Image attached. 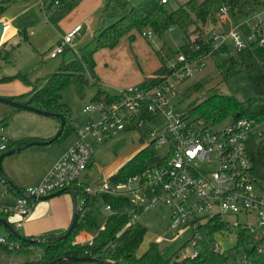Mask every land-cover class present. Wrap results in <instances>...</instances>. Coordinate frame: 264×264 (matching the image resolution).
<instances>
[{"label":"built area","instance_id":"1","mask_svg":"<svg viewBox=\"0 0 264 264\" xmlns=\"http://www.w3.org/2000/svg\"><path fill=\"white\" fill-rule=\"evenodd\" d=\"M215 15L216 23H212L209 32L211 51L208 54L188 59L180 53L177 63L171 65V73L160 84L129 86L120 90V100L112 105L95 102L84 107L85 112L100 110L99 119L77 130L76 142L65 150L39 183L22 190L13 205L0 206V209L19 215L16 229L22 226L41 197L63 190L75 191L80 209L84 195L105 192L131 199L132 222L139 218L135 208L146 210L157 202L166 204L170 209L171 227H181L180 233L192 230L189 241L194 252L188 256L198 255V225L219 216L229 228L217 235L227 234L234 238L236 249L244 236L232 229L241 228L252 236L254 251L264 257V183L252 172L248 146L259 124L254 119L242 117L210 125L204 119L178 110L174 103L181 84L202 71L208 59L213 58L214 51L224 47L222 56H226L253 44L264 45V19L257 12L235 20L230 6L222 4ZM81 30V24L69 30L48 55L56 57L64 53ZM142 34L151 37L153 31ZM146 125L149 139L145 138L144 147L164 146L162 157L156 151L148 157L146 168L126 181L113 183L107 178L100 186H93L83 180L84 172L92 163L95 145L129 128L141 131ZM4 130L1 125L0 151L5 150L9 142ZM156 156L159 157L157 161H149ZM105 210L115 212L110 204H106ZM95 235L79 234L73 243L92 244ZM0 245L13 251L22 248L20 241L1 233ZM246 246L241 242L240 253L234 254L238 264L250 263ZM214 249L223 253L220 241L216 240Z\"/></svg>","mask_w":264,"mask_h":264},{"label":"trees","instance_id":"2","mask_svg":"<svg viewBox=\"0 0 264 264\" xmlns=\"http://www.w3.org/2000/svg\"><path fill=\"white\" fill-rule=\"evenodd\" d=\"M17 1L19 0H2L0 3V15L3 14L8 6ZM170 1L144 0L139 4L129 5L126 0H106L103 17L105 19L111 18L114 22L110 25H104L99 30L95 37L97 48L114 47L124 35H128L130 40H133V30L141 31L145 28H150L157 34L163 35L173 27H178L187 33L191 26L196 25V28L192 31L195 35L194 38H190L189 34L188 40L180 47L178 52H175L168 45L157 51L160 66L145 77L142 87H152L160 84L172 71L171 65H168V60L174 57L177 58L180 53H184L190 59L208 54L211 51L209 32L205 31L197 23L206 24L208 20L211 23H216L215 14L220 5H229L235 20H240L256 13L264 5V0H188L176 8H170L168 3ZM75 4L76 2L67 3L65 0H41V6L46 12H51L56 6L69 9ZM1 48L0 55L4 52V57H8L10 51L6 48ZM225 50L223 47L213 52L214 60L217 57L221 59L218 62L216 61L217 71L221 79L218 85L210 90L212 94L204 98L195 99L185 109H177L185 111L191 116L204 119L210 125L242 117L254 119L257 124L264 123V45L253 44L237 54L222 56ZM85 69L84 59L77 57L70 62L62 63L56 72L48 75L45 78L46 81L43 87H34L26 94L9 98L42 110L62 114L66 120L65 126L62 133L52 141L62 142L78 130L74 125L72 109L67 103L62 101V91L69 84L75 83L80 86L88 84V80L85 77ZM240 72H246L255 91L254 96L246 100H239L231 92L223 91V86L228 87L229 79ZM14 78H20L24 82L31 84L20 73L5 77L4 80ZM96 82L99 83V80H96ZM202 86L203 82L196 83L191 89L198 90ZM120 98L119 94L111 95L107 93L99 84L93 100L102 102L105 105H112L118 102ZM3 121L0 122V125L4 124ZM253 134L249 139L248 145L253 166L252 172L257 179L264 182V133L261 134L259 140H256ZM141 139L142 142H145L144 136ZM33 140L32 137H23L9 141L7 148L0 151V157L5 152L30 143ZM156 151L157 148L154 145L143 147L123 164L109 180L113 183L126 181L129 177L142 172L146 168L148 157ZM0 173H2L1 170ZM5 184L8 191L14 192L18 196L22 194L10 183V180H5ZM105 204H110L115 212L107 217L103 228L98 229L93 243L83 245L73 243L75 237L85 228L97 226L93 215L94 210ZM133 207L131 199L127 196H116L105 192L95 195H84V203L81 205L78 219L71 232L65 238H60V235L63 234L61 233L50 234L41 237L39 240L30 241V239L36 238L25 235L17 237L8 230V237L20 241L22 248L13 251L0 245V249L9 254L17 255L31 252L32 250H27L30 246L41 248L44 251L40 262L27 264H46L57 258H62L57 264H70L75 261L68 259V256L99 258V261H94L98 264H238L234 255L232 256L230 252L221 253L214 249L217 234L229 228L222 223L219 216L210 218L198 225L197 256H184L181 258V250H179L174 256L164 258L157 242H152L146 252L138 256L137 251L144 241L147 228L138 220L132 222L129 209ZM135 210L138 213L143 211L138 208H135ZM10 214L8 210L0 209V219L8 220V215ZM12 226L16 229L14 224ZM232 230L240 233V236H244L238 241V247H236L238 250L236 252L240 253L239 245L241 242L247 244L245 249L249 264H264V257L256 253L252 248V236L241 228ZM188 244H190V241ZM187 245L183 247L185 248Z\"/></svg>","mask_w":264,"mask_h":264},{"label":"rangeland","instance_id":"3","mask_svg":"<svg viewBox=\"0 0 264 264\" xmlns=\"http://www.w3.org/2000/svg\"><path fill=\"white\" fill-rule=\"evenodd\" d=\"M1 1V0H0ZM67 3L76 2V4L69 9L56 6L55 13L66 15L75 7L79 6L83 0H65ZM129 5H136L144 0H126ZM188 0H171L170 8H176L180 4ZM201 1V0H198ZM25 2L14 4L15 6L7 7L3 14H18L13 20V25L20 26L23 34L13 37L4 45L3 48L10 51L8 57H4L5 53L0 55V93L1 89L7 87H14L16 83H22L19 79L4 80L5 77L13 76L15 74L24 75L31 84L27 85L29 91L34 87L41 88L45 84V78L56 72L62 63L70 62L77 57L83 58L85 61V77L88 84H69L62 91V101L67 103L72 109L74 125L85 124L87 122L97 121L100 117L98 109L94 111H84V107L88 104H93L99 84L107 93L114 95L120 89L129 86H140L144 84L146 75L152 73L159 68V58L157 51L163 46H170L175 52H178L180 47L190 38H194V29L196 25L190 27L187 33L178 27H173L163 35H159L150 28L143 30H133L134 39L130 40L128 35L121 37L119 43L114 47H96V40L94 35L97 28H102L103 23L110 25L114 22L111 18H103V8L94 13V25H88L86 20L81 24L84 26V31L80 33L73 42V45L67 47L65 54H59L58 57L52 58L48 56L49 50L57 45L56 42L58 27L61 18L51 16V22L46 23L45 14L42 12L39 4L34 5L29 11L19 14L23 10ZM83 4V3H82ZM80 5L77 9L81 8ZM106 6V4H105ZM53 9V10H54ZM76 11V10H75ZM49 14V13H48ZM257 14L264 19V5H262ZM213 21V20H211ZM49 22V21H48ZM214 22V21H213ZM54 23V24H53ZM215 23V22H214ZM98 24V25H97ZM29 25V26H28ZM204 28L205 31L210 32L212 23L210 20L206 24L202 22L197 23ZM27 26V27H26ZM31 26H34L32 28ZM60 26V25H59ZM96 26V28H94ZM60 28V27H59ZM27 29L28 39H25L24 32ZM34 31L32 34L31 31ZM153 31L150 37H144L143 32ZM99 32V31H98ZM98 34V33H97ZM26 35V36H27ZM56 42V43H55ZM8 44V45H7ZM2 48H0L1 52ZM218 57L216 60L209 58L207 66L201 74H195L193 78L184 81L181 88H178V95L174 98L175 106L178 109L187 108L195 99L204 98L211 95L212 88L218 85L221 77L217 71L216 61H220ZM177 63V58L168 60V65ZM96 80L101 81L97 83ZM203 82V86L198 90H192L191 87L196 83ZM223 91L231 92L239 100H246L254 96L255 91L249 80L246 72H240L229 79L228 87L223 86ZM2 96V95H0ZM16 110L15 106L0 101V120L7 121L10 129H17L26 126L44 128L47 123L44 121H54V118L43 114L21 110L20 113H28L33 115V118H14L12 115ZM25 115V114H23ZM25 117V116H23ZM11 118V119H10ZM21 119V120H20ZM1 126V125H0ZM8 126V125H7ZM148 126L139 131L132 128L119 132L117 135L109 138L107 142L100 146H95L93 149V166L88 171V177L93 186H100L102 182L112 174H114V167L117 162V170L127 161L128 156L136 154L138 150L144 147L142 142V135L149 139L146 134ZM6 131V133H7ZM58 132V131H57ZM5 133V131H4ZM254 138L259 140L261 134L264 133V123L259 124L253 131ZM70 139L75 138V133H72ZM68 137V138H69ZM164 146L157 148V152L161 157L165 154ZM159 159L158 156L149 158V161L155 162ZM264 183V182H263ZM264 185V184H263ZM106 205L97 207L94 210V218L97 222L95 227H87L84 231L96 234L99 228L105 224L107 217L112 213L110 210H105ZM229 218V216H226ZM139 222L146 226L147 233L144 241L137 251V255L141 256L146 252L152 242H157L159 249L164 258L174 256L176 252L181 250V258L191 255L194 252V247L189 242L192 237V230H182L171 227L170 209L163 202H157L155 206L144 210L139 215ZM8 231V230H7ZM6 232L5 228L0 225V233ZM225 234V233H223ZM216 240L221 242L223 253L230 252L232 256L235 254L236 240L231 236L217 235ZM184 245H187L185 248ZM32 250L23 254H9L0 249V263L1 264H27L31 262H40L44 251L41 248H28ZM70 264H98L94 261H72Z\"/></svg>","mask_w":264,"mask_h":264},{"label":"crops","instance_id":"4","mask_svg":"<svg viewBox=\"0 0 264 264\" xmlns=\"http://www.w3.org/2000/svg\"><path fill=\"white\" fill-rule=\"evenodd\" d=\"M1 1H0V3H1ZM22 1L25 2V4H24L25 6H24L23 10L19 12V14L27 12L34 5L39 4L42 12L45 14V16H44L45 20L47 19L46 23L51 22L50 20H51L52 15L54 16V18H57V16H58V18L59 17L61 18L59 20V21H61L59 24L60 26L56 25V24L54 25V27L55 26L58 27L56 42H58L69 30L74 28L76 25L81 24L85 20H86V23H88V25H90V26H91V24L94 25V22H96L94 20V16H93L94 13L96 11L100 10V8L105 7V4H106V0H83L81 2V4L83 3L84 5L82 4L83 6L81 8L77 9L78 7H80V5H81L80 4L79 6H77V8L75 7V9H73L69 13H66V15H63V14L59 15V14L55 13V9L52 10L51 12H46L45 10H43V8L41 6V0H19L17 2H14L13 4H11L9 7L15 6L14 4H17V3L22 2ZM6 12H8V11H5V13ZM5 13L0 15V22H3L4 26H5L3 34H2L0 48H1V44L4 45L7 42L9 44L10 39L20 35L21 33L23 34V31L20 29V26H18L19 24H17V25L12 24L14 21L13 19L18 14L16 13V14L12 15V14H5ZM81 25H82V30L80 31V33L82 34V32L84 31L85 28H84L83 24H81ZM104 25H106V24L103 23L102 27ZM31 27L34 28V26H31ZM94 28H96V26ZM100 29L97 28V32L94 35V37H96V35ZM31 32H32V34H34L33 30ZM26 35H27V29L24 32L23 38L26 37L25 39H28V35L27 36ZM74 39L72 41V45H73ZM52 49H53V47L49 51H51ZM66 50L62 54H65ZM56 57H58V55ZM56 57H52V58H56ZM159 66H160V64H159ZM203 70L198 72L197 74H201L203 72ZM150 74H148V75H150ZM15 79L17 80L19 78H15ZM15 79H13V80H15ZM20 80L22 83H16V85L14 87H7L3 90L1 89L2 93H0V95L6 96V97H14V96L23 95V94L30 92L31 90L29 91V88L27 86L29 84L24 82L22 79H20ZM99 83H101V81H99ZM182 86L183 85H181L180 88ZM120 90H119V92H120ZM119 92L117 94H119ZM117 94H114V95H117ZM22 100H25V99H22ZM21 110H23V109H16L14 111V114L11 116L12 119L11 118L10 119L15 120L14 118H17V117H19V118H33L32 117L33 115H29L28 113L27 114L26 113H20ZM25 111H29V110H25ZM23 114H25V115H23ZM100 114H101V112H100ZM23 116H25V117H23ZM51 118H54L55 120L54 121H44L43 119H41L43 122L47 123V127L44 126V128H41V127L36 128V127H30V126L25 127L24 126V127H22V129L17 128V129H11L10 131H7L8 128L10 129V125L8 124V122L3 121V119H5V118L1 119L0 122L1 121L4 122V124H3L4 129H5L4 131H5V134L7 135L8 141H10V142L14 141L16 139H19V138H23V137H32L34 140H49L50 138H53L56 135L57 131L60 128V124H61V120L59 118H55V117H51ZM87 123H89V122H87ZM85 124L79 125V126H77V128L79 129L80 127H82ZM6 131H7V133H6ZM77 138L78 137H77V132H76L75 138H73V139H70V137H69L62 142H52V143H47V144H31L30 146L21 148L20 150H17L15 152H13L12 154L6 155L2 160V173H0V206L6 207V206L13 205L16 202V199L18 197V195H16L14 192L8 191L7 186L5 184L6 179H4L3 174L6 177H8V179L10 181H12L21 190H24L29 185L39 183L43 179L45 174L59 160V158L62 156V154L65 152V150L76 142ZM105 143H103V144H105ZM103 144H101V145H103ZM95 146H100V145H95ZM134 155L135 154H133L132 156L131 155L128 156L127 161L131 157H133ZM93 163H94V160L92 159L91 165L84 172V174L82 176L83 180L87 183H91L89 180V177H88V171L92 168ZM113 171H114V174L117 173V171H118L117 170V162H116V166L114 167ZM114 174H112V175H114ZM111 176H109L107 178L109 179ZM78 207H79V203L77 202V204H76L72 191L65 190L62 192L54 193L48 199L37 200L34 208L30 212V214L23 221L22 226H20L16 230L21 235H25V236L31 237V238H40V237H45V236L50 235V234L64 233L70 227ZM142 210L144 211V209H142ZM140 214L141 213H139V215ZM18 220H19L18 214L11 213L10 215H8L7 221H9L11 224L15 225V223ZM138 221H139V218H138ZM0 225H2V224H0ZM103 226H102V228H103ZM3 228H5L6 232H3L1 234L8 235L9 234L7 231L8 229L4 226H3ZM79 234H83L85 236V235L92 234V233H88V232L83 230Z\"/></svg>","mask_w":264,"mask_h":264},{"label":"water","instance_id":"5","mask_svg":"<svg viewBox=\"0 0 264 264\" xmlns=\"http://www.w3.org/2000/svg\"><path fill=\"white\" fill-rule=\"evenodd\" d=\"M4 27H5L4 23L0 22V43H1L3 31H4ZM0 101L8 103V104H10L12 106H15L17 109L29 110V111H32V112H35V113L46 115V116L59 118L61 120L60 128H59L58 132L56 133V135L53 138H51L49 140H34V141L30 142V143H27L25 145L16 147V148H14L12 150H9V151L5 152L4 154H2L1 157H0V170L2 171V159L6 155L12 154L13 152H15L17 150H20L21 148L30 146L31 144H47V143H51L55 138H57L62 133V130H63L64 126H65L66 120H65L64 116L62 114H60V113L47 111V110H42V109L36 108L34 106H31V105H29L27 103H24V102H21V101H18V100H14V99H11V98L6 97V96H0ZM3 177H4V179L9 181L8 177H6L4 174H3ZM10 183L16 189H18L19 191L22 192V190L19 187H17L13 182L10 181ZM73 195H74L75 202L77 204V196H76L75 191L73 192ZM51 196L52 195L44 196V197H41L40 199H48ZM79 212H80V209L78 207L70 227L68 228V230L65 233L60 235V238H65L71 232L72 228L74 227L75 222L78 219ZM0 224H2L4 227H6L8 230H10L17 237H21L22 236L16 229L13 228L12 224L9 221H7L5 219H0ZM39 239H41V237L40 238H36V239H30V241L39 240ZM67 258L70 259V260H75V261H77V260L99 261L100 260L99 258L77 257V256H68ZM61 259L62 258H57V259H54L53 261L48 262L46 264H57ZM117 264H120V263H117Z\"/></svg>","mask_w":264,"mask_h":264}]
</instances>
